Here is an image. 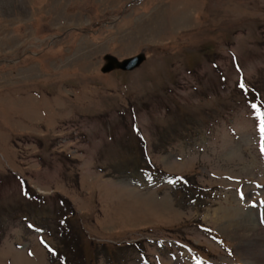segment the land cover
<instances>
[{
  "label": "rangeland",
  "instance_id": "rangeland-1",
  "mask_svg": "<svg viewBox=\"0 0 264 264\" xmlns=\"http://www.w3.org/2000/svg\"><path fill=\"white\" fill-rule=\"evenodd\" d=\"M253 104L264 0H0V264H264Z\"/></svg>",
  "mask_w": 264,
  "mask_h": 264
},
{
  "label": "water",
  "instance_id": "water-1",
  "mask_svg": "<svg viewBox=\"0 0 264 264\" xmlns=\"http://www.w3.org/2000/svg\"><path fill=\"white\" fill-rule=\"evenodd\" d=\"M143 61L144 57L139 55L122 61L121 63L117 64V67L121 71L131 72L137 69L143 63Z\"/></svg>",
  "mask_w": 264,
  "mask_h": 264
},
{
  "label": "snow or ice",
  "instance_id": "snow-or-ice-1",
  "mask_svg": "<svg viewBox=\"0 0 264 264\" xmlns=\"http://www.w3.org/2000/svg\"><path fill=\"white\" fill-rule=\"evenodd\" d=\"M239 87L241 89H244L245 85L241 83ZM252 108L255 110L256 118L258 120V130L260 133L261 140L264 141V112H262L256 104H253ZM261 151L262 153H264V143H262ZM172 183H175V182L172 181Z\"/></svg>",
  "mask_w": 264,
  "mask_h": 264
},
{
  "label": "trees",
  "instance_id": "trees-1",
  "mask_svg": "<svg viewBox=\"0 0 264 264\" xmlns=\"http://www.w3.org/2000/svg\"><path fill=\"white\" fill-rule=\"evenodd\" d=\"M22 189H23V195H25V196H27V199H28V197H31V193H33L32 191H31V189H29L27 186L25 187L24 185H22ZM35 193H33V198L32 199H34V200H39L40 198H38V195H34ZM41 200V199H40ZM62 203H63V201H61ZM68 211H70V209L68 210ZM71 214H72V212H71ZM69 215V214H68ZM64 223V221H61V224H63ZM56 254V253H55ZM53 255V254H52Z\"/></svg>",
  "mask_w": 264,
  "mask_h": 264
},
{
  "label": "bare ground",
  "instance_id": "bare-ground-1",
  "mask_svg": "<svg viewBox=\"0 0 264 264\" xmlns=\"http://www.w3.org/2000/svg\"><path fill=\"white\" fill-rule=\"evenodd\" d=\"M257 212V211H256ZM263 218V217H262ZM247 264H254L253 263V261L251 262V261H249V262H247ZM255 264H259L258 262L257 263H255Z\"/></svg>",
  "mask_w": 264,
  "mask_h": 264
}]
</instances>
